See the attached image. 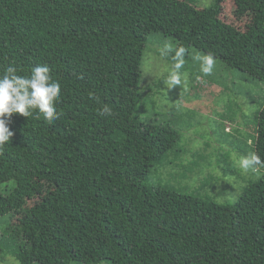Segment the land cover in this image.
I'll list each match as a JSON object with an SVG mask.
<instances>
[{"label":"trees","instance_id":"1","mask_svg":"<svg viewBox=\"0 0 264 264\" xmlns=\"http://www.w3.org/2000/svg\"><path fill=\"white\" fill-rule=\"evenodd\" d=\"M224 1L199 8L194 0H0V75L10 65L26 76L46 64L61 84L60 118L13 114L14 134L0 147V219L12 217L0 234L3 259L264 264V101L248 152L260 164L234 202L157 175L182 137L169 122L139 114L151 33L176 39L163 54L174 66L184 68L196 48L264 80V0H252L246 30L222 19ZM105 104L113 116L99 114ZM240 105L237 133L249 127ZM243 136L232 147L221 142L216 166L235 173L222 154L250 146Z\"/></svg>","mask_w":264,"mask_h":264},{"label":"rangeland","instance_id":"2","mask_svg":"<svg viewBox=\"0 0 264 264\" xmlns=\"http://www.w3.org/2000/svg\"><path fill=\"white\" fill-rule=\"evenodd\" d=\"M194 1L199 8L208 7L214 2V0ZM253 11L252 0H225L221 17L237 28L246 30ZM176 45L177 41L172 36L151 33L148 36L142 62L140 90L143 92V100L139 107L141 118L162 124L169 122L182 137L177 148L179 153H174L177 156L173 154L168 156L167 161L158 169L157 175L177 184L182 179L181 185L192 190L205 191L220 202H234L248 180L255 177L253 167L247 171L241 170L239 156L248 157L250 155L248 152L254 151L255 136L252 135L256 133L253 130L255 112L264 101V80L232 68L214 56H212L211 72L205 73L202 71V62L197 57H205L209 54L196 48H192L191 58L184 68L179 65L174 66V62L168 61L163 54L169 55ZM195 73L198 74L197 77ZM173 76L179 79V83L174 86L169 82ZM160 79L163 80L161 83ZM148 84L156 85L146 92L145 88H148ZM238 103L247 108L245 112L249 127L244 126L243 131L239 129L242 135L248 136V138L243 136V140L248 141L250 146L242 145V152L241 147L237 146L239 151L233 154L228 147L242 140V135H238L240 133L236 131L240 120L236 115ZM242 105H240L241 109H243ZM243 113L244 111L241 110V115ZM234 120H237V123ZM243 120L245 123L246 119ZM221 142L228 145V147L225 145L226 150L230 152L227 156L222 154V157L230 161V164L228 162L225 164L233 166L235 173L216 166L213 152L221 148L220 146L223 145ZM216 157H219L218 154ZM214 173L218 176L225 175L218 181L219 177L212 176L215 175ZM11 220V214L0 219V234ZM0 264H19V262L8 255L4 259L0 256ZM99 264H108V262Z\"/></svg>","mask_w":264,"mask_h":264},{"label":"clouds","instance_id":"3","mask_svg":"<svg viewBox=\"0 0 264 264\" xmlns=\"http://www.w3.org/2000/svg\"><path fill=\"white\" fill-rule=\"evenodd\" d=\"M202 62V71L210 73L213 65L211 55L197 57ZM170 84L179 83L175 76L171 77ZM61 97V84L53 80L50 68L46 64H37L28 75L17 74L14 66H8L0 75V147L11 141L13 131L9 121L13 114H20L29 118L42 115L43 119L52 122L60 118L57 103ZM90 98H94L90 96ZM99 114L105 117L113 116V110L108 105H102ZM260 164V158L255 155L241 158L239 166L247 171Z\"/></svg>","mask_w":264,"mask_h":264}]
</instances>
